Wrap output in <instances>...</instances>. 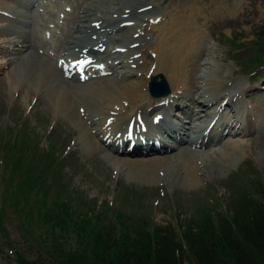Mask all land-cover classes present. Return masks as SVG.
I'll list each match as a JSON object with an SVG mask.
<instances>
[{"label":"rangeland","instance_id":"374dc122","mask_svg":"<svg viewBox=\"0 0 264 264\" xmlns=\"http://www.w3.org/2000/svg\"><path fill=\"white\" fill-rule=\"evenodd\" d=\"M22 1L25 2V0ZM59 1L64 2L59 5V8H47L46 6L42 8L45 0H38L32 9L26 12L28 17L20 16L13 24L18 31L25 30L23 36L29 44L26 49L22 50L26 53L25 62L21 56L22 51L16 46H8L3 40L7 34L6 31H9L5 27L12 29L13 25L10 27L3 24V21L0 22V173H2L0 218L1 215L6 216L1 223L5 230L0 232V264H28L20 262L15 256L12 250L14 246L5 241L8 239V234L16 241L20 251L25 254V259L45 255L44 248L54 237L63 242L65 253L76 249L77 254L90 256L92 253L89 244V229L82 230L81 227L71 225L72 222L64 225L65 217L58 220L56 224L41 218V213H44L48 206H53L55 202L65 200L67 197L71 198L70 203L75 214L89 212L94 207V211L99 210V214H102L104 219L96 223L95 232L99 230L96 233L102 234L103 237H107V232H109L114 238L111 246L116 244L118 247L132 240L129 234L125 237L120 236L126 231L124 224L133 226L132 235L134 228L136 230L137 227L143 226L146 229H153L154 224L159 225L164 232L174 231L180 240L185 241L181 238L184 229L197 230L199 226L204 225L206 217L217 216L222 211L228 214L233 213L236 202L241 200L243 190L246 187L249 188L252 182L261 181L264 186V63L257 65L259 58H262L259 52L264 55V48L258 47V41L264 44V0H218L219 4L215 8L217 9L215 14L206 12L202 14L203 33L197 35V41L194 44L191 43L190 51L194 54V59L200 55L202 58L213 56L217 62L230 68L229 74L232 73L234 78L241 79L244 90L239 95V102L236 101V95L230 97V108L227 112L233 116L234 109L243 106L255 118L253 122V117L248 115V125L253 127L254 123H261V134L260 130L246 131L240 140L248 143L238 156L228 159L229 156L223 155L221 148L228 139L227 130L224 129L223 136L220 137L219 129L213 126L204 129V119L209 117L206 114H209L210 109L203 107L199 109L200 111L198 110L199 113H196V125H192V122H190L191 128L190 123L180 127L173 125L176 132L172 134L175 137L166 135L161 138L159 136L166 147L148 151L146 159H152L155 156L170 158L167 159L165 165L158 168L159 170H151V176L150 174L145 175V171H148L147 167L145 171L136 170L128 173L125 168H120L110 162L101 151L92 150L83 144L76 122L67 116H62L61 111L49 103V94L44 87L36 89L37 86L32 82L33 72L37 71L34 66L43 58L48 64L55 65L57 58L61 57L59 55L63 54L62 51L75 48L74 52L81 53L88 44L100 48L101 58L105 57L109 60L110 51L117 43V39L123 40L126 46H130L135 44L133 40L136 32L142 33L138 36L145 39L142 43L147 40L152 41L155 35V39L159 35V30L156 31L154 28L149 30V18L146 16L150 14L154 16L152 18L154 20L159 13H168V20L172 18V24H174V30L170 31L173 33L178 31L174 36H178L185 26L188 33L194 34L198 32L195 19L191 18V21L180 25L177 18L187 17L185 11L178 10L180 9L178 5L189 7L195 2L193 0ZM167 1L168 5L165 6ZM140 3L150 5L144 11L153 8L144 16L142 5L138 6ZM66 6H69L70 10H67ZM80 7V12L84 7H90L97 13L93 14L94 17L102 19L104 23L120 21V18L129 16L134 20V24L127 26L130 27L128 29L119 30L115 29L117 24L114 23L105 31H94V36L86 37L85 40L78 42L76 47H72V43H69L73 39L71 19L76 16ZM58 9L60 13L63 12L62 16L60 13V15L57 14ZM157 17L156 20H158ZM189 22L190 24L193 22L194 26L188 30ZM18 27H23V30ZM147 32L154 34H147ZM168 36L170 40L174 37L170 32ZM153 52L156 54V51ZM186 56L189 57V55ZM135 57L136 59L131 61L132 67H134L133 62L139 59V53ZM110 60H114V57ZM10 61L12 65H9ZM98 63L101 64V62ZM109 68L112 67L109 66ZM129 68L128 66L126 71ZM95 70L94 66L88 68V72L91 71L92 75L101 74ZM51 71H54V67ZM210 71L215 72L213 68H210ZM152 72L162 73L168 80L171 92L174 91L175 87L165 70L158 69L154 72L153 69ZM48 74L54 86L62 81L59 73ZM12 75L18 77L14 85L10 82L9 84L7 80ZM87 75L85 73L78 78L76 74H71L69 78L74 76L72 79L74 82L85 84L90 80L84 81ZM97 77L99 76L94 78ZM106 77L124 78L123 75H119L118 78L111 74H107ZM148 77L150 80V75ZM128 78L127 75L126 79ZM70 84V89L68 88L67 91L73 97L88 100L91 98L87 89L76 88L73 82ZM148 93L151 94L149 91ZM82 106L78 105L79 111ZM195 107L194 104H189V111L194 113ZM177 108L171 110L170 120L175 121L181 117V114L178 115L176 112ZM157 111L149 109L150 119L151 115ZM24 129L31 132L33 141L39 140L40 150L29 143L28 137L23 142L22 135L26 134ZM205 132L211 139L209 143L203 148L197 147L195 143L193 145L198 135L206 134ZM48 148L52 156L55 155L58 158V161L54 163L51 161L52 156L48 155ZM139 152L136 150V153H130V156H137ZM181 157H190L197 164V172L200 175L198 183L186 185L174 179V172L180 171L181 174L184 170ZM27 176L28 182L25 180ZM35 179L38 181L36 182ZM32 182L33 185H30ZM118 213L122 214V217ZM72 216L75 217L74 214ZM99 225L101 227H98ZM40 231L47 233L40 235L43 238L42 243L36 237ZM79 233H83L84 240L78 238ZM167 233L171 235L170 232ZM183 245L186 246V243ZM68 262L65 258L59 260V264H68ZM186 264H195L194 259L186 258ZM258 264H264V258Z\"/></svg>","mask_w":264,"mask_h":264},{"label":"bare ground","instance_id":"6f19581e","mask_svg":"<svg viewBox=\"0 0 264 264\" xmlns=\"http://www.w3.org/2000/svg\"><path fill=\"white\" fill-rule=\"evenodd\" d=\"M193 1L195 3H191V6L189 7L178 5L180 8L178 10L185 11L187 17H178L177 19L180 25L185 24L191 18L195 19L198 32H195L194 34L191 32L188 33L185 30V26L182 28V31H180V34L178 33V36H174L178 31L175 33L170 31L174 30V24H172L173 19L170 18L169 21L167 17L168 13L162 12L159 13V16L156 15V17H159H157L159 21L156 20V17L154 20H152L154 16H151V14L146 16L149 18V30H153V28L156 31L159 30V35L156 37V39L155 35L154 40H147L145 43H142L145 39H141V37H135L133 41L138 42V44L128 48L127 52L123 54L120 46L117 45H123L124 41L117 39L116 42L120 43H115V50L119 51V56H117L119 58H117L115 61L116 66H112L114 69L113 72H116L117 75L122 74L124 71L126 73L129 72L130 76L128 79H126V76H124L122 79L99 76L96 79L91 78L90 80L86 81L87 83L85 84H78L77 81L76 83L72 80L74 76L73 78H69L64 75L63 69L57 65V60L56 64L52 65L48 64L46 59L43 58L42 61H37V65L34 66L37 68V71L33 72L32 82L37 86L36 89H39V87H44V89L49 94V103L59 109L62 116H67L76 122L80 130L79 137L83 144L92 150L101 151L103 156L108 158L110 162H113L120 168H125L128 173H133L136 170H144L147 167L148 171L144 170L145 175L149 176L150 174L151 176V170L156 171L159 167L165 165L167 159L170 157L155 156V158L146 159L147 155L149 154L148 152H139L137 156H130L131 154L128 151L135 149H127V143H125L124 146L122 145L124 142L122 141V138L125 135V132L132 133L133 140L139 139L136 137L138 133L143 137L148 136L149 133L151 135H159V133H161L163 137L166 135H169V137H175L172 132L176 131L172 126L176 125L180 127L181 125L189 124L190 122H192V125H196V113H199L203 107L210 109V111L207 110L209 114H206L209 115V117L204 119V129H206V127L211 123L213 127L220 130V137L223 136V130H227L226 135L228 139L221 148L223 149V155L225 154V156H229L227 157L228 159L238 156L242 152L243 147L248 143L240 140V137L243 136L246 131L260 130L259 133L261 134V123H254L253 127L248 125V115L252 117L253 115L248 113V111L245 110L243 106L234 109L235 113L233 116L228 114V109L230 108L229 98L236 95V101L239 102V95L241 91L244 90L241 79L234 78L232 73L229 74L231 72L229 71L230 68L227 65H222L217 62L213 56L202 58L200 55L197 57V59H194V54L190 53L192 46L191 43L194 44L197 41V35H201L203 33V23L201 22L203 16L202 14L204 12L208 14H215L217 10L215 8L219 4L218 0ZM63 3L64 2L59 0H45V4L42 6V8L45 6L47 8H59V5ZM34 4L35 1L28 2L25 0V2H23L22 0H0V22L3 21V24L11 27V25L17 22L18 17H28L26 12H29L28 9H32ZM145 4L146 3H140L138 6ZM167 5L168 1L166 2L165 6ZM149 6L150 5H146L147 8ZM81 7L79 10L77 9L78 13L76 16L71 19L73 22L71 29L73 32V39L69 41V43H72V47H76L78 42L85 40L86 37H92V34L95 30L99 31L97 29L99 24H103L102 26H105V30H107L108 27L114 23L117 24L115 29L123 30L130 28L125 26L126 22L120 24V21H111L109 23H104V21H96V19H98L94 17V15L97 14L96 12H94L90 7H84L83 11L80 12ZM152 8L150 9L152 10ZM90 9L92 11H90ZM150 9L143 12L144 16L151 11ZM188 9H190V11ZM57 11V14H59V9ZM60 14L62 16V13ZM105 22L108 21L105 20ZM190 23L191 22L187 24L188 30L190 27L194 26L193 22L192 24ZM170 24L172 25L171 27L169 26ZM14 27L15 25L12 26V29L5 27L8 28L9 31H6L7 34L2 31V33L6 35L3 40L8 46H16L17 49L22 51L29 45L27 42L28 40H26L23 36V32H25V30H23V27H18L22 28L23 30L18 31ZM169 32L172 36H174L173 38L171 37L172 41L168 39ZM143 34L145 35V33ZM147 34L153 35L154 33L147 32ZM96 36L98 37V35ZM181 42L184 44L182 45ZM73 50H75V48H73L72 51ZM153 51H156V54ZM76 53L77 52L74 51L67 53L68 57L65 58L66 64L71 63L75 59H78L76 60V63H81L82 61H86V63L94 62V60H96L90 55H88L86 59L82 60V58H79ZM132 53L134 56L139 53V59L135 60L138 65L137 67L129 66V70L126 71L128 68L127 64L130 63V56ZM25 55L26 53L22 51L21 56L23 57L24 62ZM149 55H151V57H149ZM186 55H189V57ZM59 56H64V54H60ZM114 57L116 58V56ZM51 58L53 59V57ZM101 59L104 60V58ZM63 61L64 60H61L60 64L65 66L66 64H63ZM155 64L157 69L154 72H156L158 69L165 70L175 87L174 91L170 92L168 95L155 97L151 94L150 96L148 93V73L149 69ZM9 65H12V61L9 62ZM118 66H122V68L118 69ZM51 67H54V71H51ZM210 68H213L215 72L210 71ZM68 70L74 71V69L71 67H69ZM41 72H43V74H40ZM51 72L59 73L61 76L62 81L57 86L53 85L54 82L51 80V76L48 74ZM17 79L18 77L16 75H12L7 78L8 83L10 82L12 85H14ZM72 82L74 83L73 86L76 88L78 87L82 90L83 88L87 89L89 91L88 93L91 94L90 96L92 99L89 98L88 100L80 97H73L72 94L67 91L68 88L70 89L69 85L71 86L70 83ZM86 85L89 87H83ZM85 93L86 92H84V94ZM189 104H194L196 106L195 110L193 111L194 113L189 111ZM78 105H84L82 106V109L85 110V115L79 111ZM176 107H178L176 112L181 114V117H178V119L175 121L173 119H163L164 121H160L159 123L155 124L156 118L159 117V112L163 113L164 115H168L170 118L171 110L176 109ZM179 107L181 112H179ZM149 109L158 110L157 113L151 115V119L148 113ZM254 119L255 118L253 117V122ZM192 125L190 123V128ZM149 139L155 140L153 136H149ZM210 140L211 139H209V136H206V134L198 135L192 144L194 145L195 143L197 147L203 148V146H206ZM163 147H166V145ZM151 150H153L152 146L149 148V151ZM139 151L147 150L139 149ZM135 153L136 150L133 152V154ZM182 154L183 153H181V155ZM181 159L183 161L182 164L184 166V170L181 174L180 171L177 173L174 172V179L186 185H194L198 183L200 180V175L197 172V164L190 157H181ZM157 178H159V176Z\"/></svg>","mask_w":264,"mask_h":264},{"label":"trees","instance_id":"16d2710c","mask_svg":"<svg viewBox=\"0 0 264 264\" xmlns=\"http://www.w3.org/2000/svg\"><path fill=\"white\" fill-rule=\"evenodd\" d=\"M262 32L261 30V34ZM258 47L264 48V44L258 41ZM259 53L262 58H259L258 66L264 63V55ZM23 131L26 132L22 135L23 142L28 137L29 143L40 150L39 140L33 141L28 129ZM47 152L52 156L49 148ZM50 159L53 163L58 161L55 155ZM29 179L32 180L30 176ZM0 180L2 181V173ZM25 180L29 181L28 176ZM30 185H33V182ZM262 185L263 182L254 181L249 188L246 187L242 192L241 200L236 202L233 213L222 211L217 216L206 217L204 225L199 226L197 230L184 229L181 238L185 241L180 240L174 231L166 229L171 234L168 235L164 229L159 228V225L154 224L153 229H146L143 226L137 227L136 230L134 228L132 235L133 226L124 224L126 231L120 236L125 237L129 234L132 240L122 246L117 247L116 244L111 246L114 238L109 232L107 237H103L102 234L96 233L99 230L96 232L94 230L96 223L104 219L102 214H99V210L94 211V207L89 212L75 214L69 197L55 202L53 206H48L47 210L41 213V218L56 224L65 217L64 225L72 222L71 225L81 227L82 230L89 229L92 253L90 256L77 254L76 249L65 253L63 242L54 237L45 246V255L25 259V254L20 251V247L9 234L5 241L14 246L12 250L18 260L28 264H59V260L63 258L69 261L68 264H186L188 257L194 259L195 264H258L264 258V186ZM250 188L252 191L249 190ZM73 214L75 217L72 216ZM118 215L122 217V214L118 213ZM4 216L1 215L0 218L1 233L5 230L1 225L6 217ZM45 233L46 231H40L36 236L37 240L43 241L40 235ZM77 236L84 240L83 233ZM133 242L134 245L130 246ZM183 243H186V246Z\"/></svg>","mask_w":264,"mask_h":264},{"label":"water","instance_id":"95a60500","mask_svg":"<svg viewBox=\"0 0 264 264\" xmlns=\"http://www.w3.org/2000/svg\"><path fill=\"white\" fill-rule=\"evenodd\" d=\"M159 77H161L159 79ZM151 92L154 95H166L170 92V86L162 73L154 75L150 81ZM162 88V89H160Z\"/></svg>","mask_w":264,"mask_h":264}]
</instances>
